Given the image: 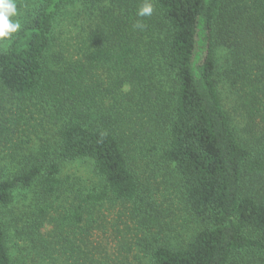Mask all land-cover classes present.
<instances>
[{"label":"trees","instance_id":"trees-1","mask_svg":"<svg viewBox=\"0 0 264 264\" xmlns=\"http://www.w3.org/2000/svg\"><path fill=\"white\" fill-rule=\"evenodd\" d=\"M14 3L0 264H264V198L244 188L264 181V0ZM79 162L86 181L63 173ZM168 174L197 225L178 243L151 194Z\"/></svg>","mask_w":264,"mask_h":264},{"label":"rangeland","instance_id":"rangeland-1","mask_svg":"<svg viewBox=\"0 0 264 264\" xmlns=\"http://www.w3.org/2000/svg\"><path fill=\"white\" fill-rule=\"evenodd\" d=\"M233 126L238 130V136H244L249 139L248 135H245L243 131V125L239 121L233 119ZM88 165L81 162L72 163L64 167L63 173L74 175L76 178L86 181L91 178V173ZM176 176L174 174H168L164 178H160L152 181L154 190L151 194H155V203L160 206L162 215L165 219V225L170 229L169 234L173 240V243H178L184 239L190 237L197 228L196 221L192 219L186 212L183 197L180 189L176 184ZM159 183V184H158ZM156 188V190H155ZM244 188L257 196V198H264V181H261L257 176H252L250 180L244 183ZM160 191V195L157 193ZM263 256H257L244 254L239 264H261L263 260L260 259Z\"/></svg>","mask_w":264,"mask_h":264},{"label":"clouds","instance_id":"clouds-1","mask_svg":"<svg viewBox=\"0 0 264 264\" xmlns=\"http://www.w3.org/2000/svg\"><path fill=\"white\" fill-rule=\"evenodd\" d=\"M153 12L151 3H145L137 10L138 17L150 16ZM17 15V7L14 0H0V41L9 39L14 33L18 32L21 24L18 20H12ZM134 27L143 28L138 21Z\"/></svg>","mask_w":264,"mask_h":264}]
</instances>
